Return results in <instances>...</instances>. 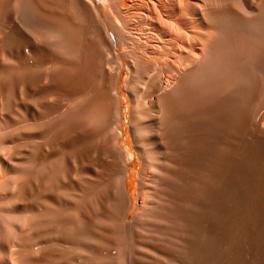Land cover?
I'll return each instance as SVG.
<instances>
[{
	"label": "bare ground",
	"instance_id": "1",
	"mask_svg": "<svg viewBox=\"0 0 264 264\" xmlns=\"http://www.w3.org/2000/svg\"><path fill=\"white\" fill-rule=\"evenodd\" d=\"M0 264H264V0H0Z\"/></svg>",
	"mask_w": 264,
	"mask_h": 264
},
{
	"label": "rangeland",
	"instance_id": "2",
	"mask_svg": "<svg viewBox=\"0 0 264 264\" xmlns=\"http://www.w3.org/2000/svg\"><path fill=\"white\" fill-rule=\"evenodd\" d=\"M123 78H124V74H123L121 79H123ZM124 122L127 124V119L125 117H124ZM135 162L137 163V166H134V165L132 166V170H133L134 176H135L134 185H136V181H137L138 174H139V169H140V166L138 165L139 164V158L137 156L135 157Z\"/></svg>",
	"mask_w": 264,
	"mask_h": 264
}]
</instances>
